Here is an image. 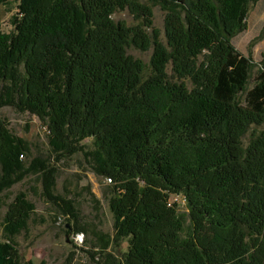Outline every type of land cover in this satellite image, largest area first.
Masks as SVG:
<instances>
[{
  "label": "trees",
  "instance_id": "trees-1",
  "mask_svg": "<svg viewBox=\"0 0 264 264\" xmlns=\"http://www.w3.org/2000/svg\"><path fill=\"white\" fill-rule=\"evenodd\" d=\"M259 1L17 0L0 32V102L44 120L57 150L92 140L128 244L120 264H264V63L252 76L233 43ZM126 9L137 25L113 19ZM130 48L152 50L149 74ZM28 152L0 116V191ZM43 176L54 199L55 170ZM32 210L24 195L9 204L0 264H23L13 237Z\"/></svg>",
  "mask_w": 264,
  "mask_h": 264
},
{
  "label": "rangeland",
  "instance_id": "rangeland-1",
  "mask_svg": "<svg viewBox=\"0 0 264 264\" xmlns=\"http://www.w3.org/2000/svg\"><path fill=\"white\" fill-rule=\"evenodd\" d=\"M11 1L10 6L0 10V32L6 34L14 31L11 18L20 12L17 0ZM153 12L154 26L165 42V12L159 6ZM113 19L124 21L128 26L138 23L127 9L116 12ZM233 43L239 52L253 60L254 76L264 63V0L251 4L247 29ZM128 54L141 59L146 73H150L152 50L142 52L130 48ZM168 72L171 73L170 66ZM0 116L6 120L11 133L25 140L29 147V152L20 157L23 168L13 176V183L0 191V240L9 239L5 229L9 204L18 195H24L33 210L26 228L13 237L23 264H120L128 244L124 239H116L110 210L112 184L94 170L92 140L75 143L72 152L57 150L52 145L47 123L38 115L0 102ZM253 130L252 127L244 135L245 145ZM47 165L55 170L54 199L48 197L44 186L43 169ZM2 176L0 168V182ZM171 201L185 210L181 197L173 196Z\"/></svg>",
  "mask_w": 264,
  "mask_h": 264
},
{
  "label": "built area",
  "instance_id": "built-area-1",
  "mask_svg": "<svg viewBox=\"0 0 264 264\" xmlns=\"http://www.w3.org/2000/svg\"><path fill=\"white\" fill-rule=\"evenodd\" d=\"M107 181H109V182H110V180H108V179H107ZM181 198H182V197H181ZM182 200H183V203H185V199H184V198H182ZM171 202H172V201H171Z\"/></svg>",
  "mask_w": 264,
  "mask_h": 264
}]
</instances>
